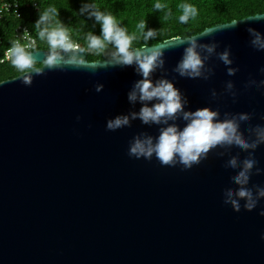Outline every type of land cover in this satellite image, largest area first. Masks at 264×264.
<instances>
[{
    "label": "water",
    "instance_id": "water-1",
    "mask_svg": "<svg viewBox=\"0 0 264 264\" xmlns=\"http://www.w3.org/2000/svg\"><path fill=\"white\" fill-rule=\"evenodd\" d=\"M234 20L241 22L197 41L216 45L210 55L197 49L208 57L207 79L174 71L187 45L172 41L187 37L139 48L167 43L153 81L173 82L187 100L185 111L208 107L221 120L251 114L241 123L251 139L248 126H264V51L251 46L247 29L264 36V12ZM226 50L227 66L218 58ZM30 52L42 60L50 50ZM80 55L95 69L49 71L38 62L42 75L0 82V264H264V198L252 211L244 201L239 212L224 203L246 158L256 161L247 187L254 194L264 187V144L247 152L215 148L191 169L131 157L134 137L155 139L168 125L136 119L107 130L108 120L139 112L141 103L129 102L128 93L142 77L135 65H106L112 57L91 61L85 50ZM229 67L238 69L235 75ZM171 123L182 130L186 121ZM233 157L235 169L227 166Z\"/></svg>",
    "mask_w": 264,
    "mask_h": 264
},
{
    "label": "clouds",
    "instance_id": "clouds-1",
    "mask_svg": "<svg viewBox=\"0 0 264 264\" xmlns=\"http://www.w3.org/2000/svg\"><path fill=\"white\" fill-rule=\"evenodd\" d=\"M167 7L166 4L160 2L154 5L157 11H163ZM178 7L182 13L179 16V21L183 24L198 15L197 8L192 4L184 3ZM86 11L101 26L99 36L92 33L87 35V48L99 56L102 55L108 44L113 45L115 52L111 61L105 64L112 66L135 65L136 71L142 77L135 82L132 90L128 93L129 102L135 104L139 101L141 103L142 106L139 112L118 115L114 119L108 120L107 130L116 131L124 127H130L131 121L136 119H139L145 125H159L161 123L168 125L160 130L158 137L155 139L148 135H144L143 138L141 136L134 137L129 145V156L147 160H151L155 156L162 166L175 167L181 165L184 169H191L194 165H198L203 159H206L208 153L215 148L237 147L247 152L249 149L255 150L261 144H264V126L259 124L249 125L247 131L251 139H246L244 132L241 131V123L250 121L251 114L241 113L221 120L219 119V112L208 107L195 111H185L187 100L182 97L180 90L175 87L173 82L168 79L153 81L152 74L157 69H163L164 67L163 56L168 48L167 43L153 47L134 48L133 42L137 39L136 34H129L127 28L121 27L120 22L112 13L100 11L95 4L84 5L80 9L81 14ZM58 15L57 8L49 6L36 22V28L38 29L42 24H47L49 21L55 23L54 27H45L39 31V37L47 40L50 50L47 57L39 60L37 58L39 53L34 55L32 52L26 51L25 47L19 43H14L8 50L11 56V64L18 72L42 75V69L36 67L38 62H41L43 68L49 71L68 68L95 69L96 65L94 63L86 62L80 55L84 52V49L79 48V45L71 40L69 30L56 19ZM260 16L256 15L248 19L255 20ZM167 18L166 15L165 19ZM239 22L241 21L234 20L230 24L209 28L200 35L174 39L172 41L173 46L187 45L184 48L182 59L174 71L181 77L190 79L203 77L207 79L204 70L205 61L208 57L202 56L197 49L200 48L210 55L215 51L216 45H198L197 41L217 29L236 26ZM146 27V21H141L137 25L141 32ZM247 31L253 37L250 41L251 46L258 51H264V36L252 28L247 29ZM155 35V31L149 29L144 33L143 38L148 40ZM229 55V51L226 50L220 53L218 58L226 66L231 65L232 60ZM237 71L238 69L229 67L227 74L232 76ZM260 71L264 73V68H261ZM22 82L30 86L32 84L31 76H25ZM261 84L264 85V81H261ZM227 87L231 89L233 87L232 83L229 82ZM152 101L156 102L149 106ZM178 117H182L186 121L182 130L175 123L169 124V121H175ZM255 165L256 161L254 159H244L240 171L232 177V182L238 187L226 190L224 203L230 204L237 212L241 210L240 201H244L243 208L245 210L252 211L257 207L259 200L264 198V187H257L255 194L251 188L247 187ZM227 166L233 169L237 168V158L230 159ZM257 173H259V169H257ZM260 215L264 216V211H261Z\"/></svg>",
    "mask_w": 264,
    "mask_h": 264
},
{
    "label": "trees",
    "instance_id": "trees-1",
    "mask_svg": "<svg viewBox=\"0 0 264 264\" xmlns=\"http://www.w3.org/2000/svg\"><path fill=\"white\" fill-rule=\"evenodd\" d=\"M0 0V4H1ZM18 1L21 5V16L13 11L5 12L0 16V82L16 77L22 73L11 64V60L2 62L5 51L13 44L15 30L19 25L29 27L37 37V48H47V40L39 37V31L45 27H54L55 23L49 21L36 28V22L49 6L57 8L59 22L69 30L74 42L81 44V48L88 53L91 61L111 58L115 52L113 45L108 44L102 55L97 56L87 48L86 37L89 33L99 36L100 24L86 11L81 14L84 5L95 4L102 12L112 13L125 27L129 34L135 33L137 39L133 42L134 48L143 45L157 44L173 36L189 37L202 32L208 27L219 23L230 22L249 15L264 12V0H9ZM38 3V7L34 3ZM160 2L168 7L163 11L154 8ZM188 3L194 5L198 15L186 24L179 21L182 14L179 5ZM168 16L165 19V16ZM146 21V29L141 32L137 25ZM154 30L156 35L148 40L143 36L147 30ZM40 64L37 63L36 67Z\"/></svg>",
    "mask_w": 264,
    "mask_h": 264
},
{
    "label": "built area",
    "instance_id": "built-area-1",
    "mask_svg": "<svg viewBox=\"0 0 264 264\" xmlns=\"http://www.w3.org/2000/svg\"><path fill=\"white\" fill-rule=\"evenodd\" d=\"M34 5L36 7L39 6L37 2H35ZM11 11H13L17 16H21L22 12H21L20 3L18 1L2 0L0 4V16H2V14L5 12H11ZM14 43H19L21 46L25 47L26 51H31L37 48L38 40L37 37L29 29V27L25 25H19L15 30V39L13 44ZM74 43L78 44L79 48H81L80 43L78 42H74ZM13 44L5 51V54L2 58V62L11 60V56L8 50L13 46Z\"/></svg>",
    "mask_w": 264,
    "mask_h": 264
}]
</instances>
